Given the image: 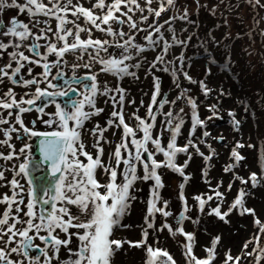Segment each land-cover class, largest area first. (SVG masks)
Listing matches in <instances>:
<instances>
[{"label": "rangeland", "instance_id": "374dc122", "mask_svg": "<svg viewBox=\"0 0 264 264\" xmlns=\"http://www.w3.org/2000/svg\"><path fill=\"white\" fill-rule=\"evenodd\" d=\"M19 2L24 3L25 0H19ZM40 2L49 8L53 6V0H40ZM59 2L66 3V0H59ZM111 2L112 0H105L106 4ZM72 3L85 8H94L96 0H72ZM161 4H164L168 10L160 17H156L150 9H158ZM94 10L98 15L106 11ZM124 12L127 16L122 15ZM58 14L67 15L69 21L74 20L81 27L91 29L90 33H80L82 40L91 38L109 41L108 51L101 52V57L120 58L122 54H130L132 60L126 63H139L140 67L130 69L136 73L135 77L121 78L110 73H103L100 71L102 65L91 59L96 50L90 47L87 52L67 53L63 58L66 63L51 68V73L62 72L64 76L71 78L69 81H72L73 77L80 78L96 74L101 88L107 86L109 89H123L125 99L122 110L125 118L136 130L135 138L141 141L143 132L142 129L136 128L139 121L135 119V116L148 119L147 106L151 103L155 91L154 80L159 77L160 95L157 99L172 103H166L163 108L155 109L157 120L151 129L153 138L160 139L161 145L166 147L172 137V125L166 121L171 119L172 124H175L182 119L184 123L176 136L177 146H184L191 141L199 148V152L204 153V156H211L210 160H206L196 151V148L189 147L187 153H178L174 160L177 166H183L185 161H188L187 167H184V176L173 168L162 166L157 169L163 186L155 189L159 197L155 203L158 208L169 212L168 216H164L162 211L149 212L154 199L155 181L137 179L134 182L130 190V195L134 199L129 201V210L121 217L120 225L113 229L111 237L124 243L115 252L110 264H150V262L166 264L165 257L162 255L153 257L148 252V247L168 252L175 264H195L192 257L205 259L209 249H213L214 253L212 264H225L228 254L233 257H242L241 264H258V261L259 264H264V230H262L264 229V0H260L259 6L255 4V0H173L171 6L167 5L165 0H152L151 4H148L147 0H136L135 4H122L121 11L116 13L124 21L122 24L117 21L111 22L114 32L125 33L123 37L100 31L89 24L84 17H74L71 12L67 14L58 12ZM12 17H16L23 24H28L31 35L21 40L19 37L0 34V43L9 45L7 49H0V64L11 63V54L14 53L12 49L18 48L14 45L33 44L39 45L37 49H46L49 44L55 43L58 47H62L64 41L57 39L59 21L55 16H44L42 13L32 16L27 12L19 13L15 7H5L0 10V22L5 27L8 26ZM133 23L136 25L135 28L132 27ZM156 26H161V34L172 46L165 55V63H158L153 69L151 66L155 57L161 55L163 45L158 43L155 47H151L146 37ZM66 27L76 30L72 23L67 24ZM3 31L4 29H0V33ZM173 35L176 41H183V44L173 43ZM36 36L43 38L37 40ZM30 38L33 39L32 42H29ZM129 38L132 43L146 50L138 53L136 49L130 47L128 53H123L116 44H122ZM153 38L158 39L154 33ZM67 40L69 43L75 42L72 36H69ZM25 53L36 58L29 52ZM70 56L75 60H71ZM57 59L59 58L55 57L50 64ZM46 61L48 63L50 60ZM44 64L45 61L41 60L40 65ZM71 64H89L91 67L73 69ZM40 68L38 66L36 70ZM164 68H167V71L163 70ZM40 72L44 73V69L39 71V75ZM55 74L52 75L51 82L56 80ZM80 86L82 88V85ZM116 95L117 93L112 91L107 96L97 97V107L103 108L104 111L90 118L100 119V121L98 119L99 123L95 120L90 123L91 129L90 119L85 121L81 137L86 146L85 150L95 158L99 154V148L93 145L97 144L99 138L89 133L97 125L107 129L103 133V139H99V147L104 149L100 159L109 166H112L115 148L121 144L122 139H125L122 126H109L103 121L106 118L107 121L115 119L110 113L120 110V103L113 100ZM73 98L77 99V96ZM61 99L62 97H55L56 101ZM189 99L196 102L195 109L192 108ZM68 110L74 111L70 106ZM165 112H171L172 116L163 115ZM194 112L205 122L204 125L197 126L195 132L192 131ZM209 117L212 118L209 119ZM27 119L29 118L26 116L25 120ZM236 121L239 122L238 125ZM205 131L210 133L208 137L203 136ZM0 139L6 138L0 134ZM131 139L132 137H127L125 142H128L130 147L128 150L134 154L135 145L130 143ZM9 144L12 147L0 144V152L5 156L12 152L17 155L12 160L0 158V171L6 173L10 170L9 173H11V177L7 175V181H3L4 184L0 182L1 191L11 187L8 182L16 176L13 169H10L6 163H11L18 157L19 164H28V175L21 174L17 179L20 184H23L25 189L23 193L27 195V200L31 199L28 192L33 189L42 198H47L44 197L45 190L50 195L54 194L55 178L50 177L46 167L38 162L32 145L28 142L29 147L24 153H20L22 138L19 133H12ZM148 148L149 151H154L155 146L149 142ZM233 150L238 151L243 159L235 161L232 156ZM122 151L125 154L127 149ZM144 156L147 157V153H144ZM154 158L158 162L167 159L159 152L155 153ZM79 159L87 163L86 157L80 156ZM147 162L150 163V161ZM125 168L123 164L118 166L117 184L124 182ZM226 168L230 170L225 171ZM252 173H256L259 180V183L255 185L250 180ZM107 174L101 168H97L96 179L101 185L108 184ZM144 174L143 162H137V177H142ZM30 179L33 180L31 185L28 183ZM241 179L249 183H242ZM215 191L221 192L222 197L217 198ZM241 191L245 193L243 207L252 211L245 212L240 206L229 211ZM11 192L6 193L11 194ZM210 195L213 199L209 201L207 197ZM197 196L205 200L203 208L196 199ZM60 206L71 209L78 218L74 223H83L90 219L88 213L81 212L74 205H62L57 202V207ZM41 207L39 204L36 206L38 212ZM43 207L50 209V205ZM217 207L221 214L228 212L224 219L213 212V209ZM181 213L184 216L178 219ZM257 220L260 224L256 223ZM149 224L152 227H149ZM180 228L183 232L178 231ZM83 231L78 228L69 229V232L74 234L71 236V245L63 248L58 257L53 259L52 264H70L81 247L82 242L78 236ZM186 234H191L192 239L189 240ZM141 241H146V244L139 247L133 246ZM213 241H216L214 247ZM39 243L43 247V242L39 241ZM189 244H191V254L187 250ZM245 244L248 245L247 249L244 248ZM71 246H73V254L69 251ZM246 253L251 254L246 255ZM34 255L39 253L32 250L30 256ZM19 259L25 258L21 256Z\"/></svg>", "mask_w": 264, "mask_h": 264}, {"label": "snow or ice", "instance_id": "6c2138e0", "mask_svg": "<svg viewBox=\"0 0 264 264\" xmlns=\"http://www.w3.org/2000/svg\"><path fill=\"white\" fill-rule=\"evenodd\" d=\"M125 3L135 4L136 0H112L110 4H106L105 0H96L94 8H85L82 5H73L72 0H66V3H60L59 0H53V6L51 8L47 7L45 4L41 3L40 0H25L24 3H20L19 0H0V10L5 7L12 8L15 7L19 13H25L35 16L37 13H42L44 16L53 15L59 21L57 33V39L64 41L62 47H58L57 44L51 43L47 46V52L49 54L55 55L57 59L52 64L45 63L44 73L45 78L50 74V70L53 67H59L64 63L63 58L67 53H78L80 51L87 52L88 49L94 48L96 51L91 56L93 61H98L102 65L100 71L103 73H110L113 76H133L136 73L130 71L131 68H139V63L128 64L126 61L132 60L130 54H122L120 58H103L101 57V52L108 51L109 41L101 40H82L80 37L81 32H91L90 28H83L75 21H69L67 15H59V13H69L74 17H84L85 20L100 31H105L113 36L123 37L125 33L123 31L114 32L111 27L112 21H117L123 23L116 13L121 11V5ZM148 4L152 3V0H147ZM165 3L169 6L173 4V0H165ZM257 6L260 5V0H255ZM137 7H139L137 5ZM94 9L106 10L102 15L96 14ZM143 11V9H141ZM153 11L156 17H160L161 14L168 9L165 8L164 4H161L158 9H150ZM122 15L127 16L124 12ZM131 19V17H128ZM38 23V22H37ZM72 23L75 25V31L67 28L66 25ZM167 23V21L165 22ZM135 28V23L132 24ZM0 29L4 31L0 34L4 36L19 37L21 40L27 39L31 32L29 30L28 24L21 23L16 17H12L9 21L7 27L0 22ZM51 31V29H48ZM153 33L158 37V39L153 38ZM72 36L75 42L69 43L67 38ZM41 36H36V39H42ZM149 41L151 47H155L158 43H162L161 55L155 57V61L152 64L154 69L158 63H165V55L167 54L169 48L172 46L167 40L164 39L161 34V26H156L152 32L146 37ZM173 43L183 44V41H176L175 36L172 37ZM8 44L0 43V49H7ZM19 47V45H14ZM117 47L123 50V53H128L129 48H134L138 53L144 52L146 49L135 45L132 43L131 38L124 40L122 44L117 43ZM39 45H34L30 50L37 55ZM11 58L14 62L18 64L14 70L11 72L6 69H12V64L6 65L4 68H0V82L3 78L11 76V82L13 84L23 83L24 85H35L39 81L36 79L30 80H19L18 75L21 69L25 67L24 63L21 61H30V57L26 56L24 52H14L11 54ZM39 63V61H35ZM73 69L77 67L90 68L89 64L79 65L73 64ZM163 70L167 71V68ZM30 71V69H29ZM187 75V73H185ZM64 73H58L57 79L63 78ZM189 79H191L189 77ZM84 81H89V83H84ZM77 85H82V90L79 91L80 98L74 99L78 89L71 86L72 83ZM49 86L56 91L49 92L47 89H41L40 87L35 88V99L29 98L27 100L19 101L16 99L14 93L11 89L8 90L7 94H0V108L5 110L15 109V115L13 111H7V117H13L15 124L19 125V128L12 125L10 120L4 116H0V125H10L7 129H0V133L8 139H0V144H7L9 147V141L12 138V133L18 132L20 129L24 133H28L30 136H43L45 139L40 141V151L43 154L44 160L51 163V174L54 179V194L50 195L47 190L44 191V197L42 198L37 194L35 189L28 192L31 199L25 201L24 197L21 195L25 189L19 181L13 177L8 183L12 187L13 191L9 193H0V205L4 208L0 209V264H52L54 258L58 257L62 248H67L71 243V236L73 233L69 232L70 228H78L84 230L79 234L78 239L82 242L79 251L75 254V258L70 262V264H110L112 257L115 252L119 250L123 243L122 241L112 239L113 229L120 225V219L129 210V201L134 199L130 195V190L134 182L137 179L143 180H154V199L152 201L149 212H163L164 216L170 215L169 212L163 211L161 208L156 206L155 201L159 198L155 192V189L162 187L161 177L157 172L162 166L173 168L175 171L179 172L184 176V167H187L188 161H185L183 166H177L174 162L175 157L178 153H187L189 147L196 148V151L204 156V153L199 152V148L189 141L188 144L178 147L176 144V136L180 131L181 125L184 121L181 119L178 123L172 124L171 119L166 121V123L172 125V137L167 143L166 147L161 145V140L153 138L151 129L154 127V122L157 120V115L155 109L163 108L164 104L172 103L168 100L158 101L157 97L160 95V81L159 77L154 80V94L151 98V103L147 106V117L148 119H142L140 116H135V119L139 121L136 126L137 129H142L143 140L136 139V130L130 127L125 120V114L123 112V102L125 95L123 94V89H109L107 86L101 88L97 82L96 74H89L84 77L76 78L73 77V81H65L67 87L62 88L57 84H52L51 81L48 82ZM115 91L116 96L113 97L114 101L120 103V110H114L111 112V117L115 119H109L107 124L109 126H117L123 128L124 138L132 137L130 143L135 145V153L128 151L127 155H124L122 150H126L129 147L128 142L122 139L119 146L115 148L113 153V159L117 166L123 164L126 166L123 177L124 182L122 184H117L118 173L115 168L109 165H105L100 159L103 155L104 149L99 147V139H103V133L107 129L100 128L98 125L96 128L91 130V134L98 136L97 144L93 147L99 148V154L94 158L88 151L85 150L86 146L82 140V130H84V123L88 121L92 116H98L104 111L103 108L97 107L96 101L98 96H107L110 92ZM65 97L64 107L56 104L57 111L53 114L58 120H49L45 123L51 125L53 123H59L62 130L52 131V132H37L29 129L25 126L24 120L22 118L23 113L31 111V107H25L27 104L29 106H35L36 100L41 97ZM107 102V101H105ZM50 103H55L54 100ZM130 103H135L130 101ZM143 103V102H141ZM189 103L192 108H196V102L189 99ZM70 106L74 111L66 110ZM214 107V106H213ZM87 109V110H86ZM37 111L43 112V107L37 108ZM181 111H183L181 109ZM163 115L171 117V112H165ZM215 115V112H213ZM212 117H209L211 119ZM69 121L74 122L73 126L69 125ZM118 122V123H117ZM204 121L201 120L195 112L193 113V128L192 131L195 132L197 126L204 125ZM238 125L239 122L236 121ZM210 133L207 131L203 132L204 137H208ZM19 138V137H17ZM149 142L155 146L154 151H149ZM29 145L25 144L23 148L19 149L20 153H24ZM243 147V145H239ZM142 150V151H141ZM162 153L167 159L166 161L158 162L154 157L155 153ZM147 153V157L144 156ZM17 153L12 152L7 156L0 152V158L5 160H12ZM84 156L87 159V163L80 160L79 157ZM232 156L235 161H240L243 157L236 150H233ZM191 157L189 156V159ZM206 160H210L211 156H204ZM147 161H150L148 163ZM137 162H143V169L145 174L142 177H137ZM101 168L104 172L110 174V182L107 185H101V183L96 179V170ZM18 172L16 176L21 174L28 175V164L21 163L18 165ZM230 168H226L225 171H229ZM187 177H185L186 179ZM5 172L0 171V181L5 180ZM251 182L255 185L259 183L256 173H252L250 177ZM242 183H249L247 180L241 179ZM29 185L33 183V180L28 181ZM183 188V184H181ZM231 188V185H229ZM17 189L19 191H17ZM101 189H106L102 191ZM245 193L240 192L239 197L235 200L231 209L240 206L245 212H251L252 210L243 207V197ZM215 196L217 198L222 197V193L215 191ZM196 199L200 202L201 208L204 207L205 200L199 196ZM213 196H208L207 200H212ZM110 201V202H109ZM57 202L62 205H74L83 213H88L90 219L83 223H74L78 218L72 213L71 209L67 206L57 207ZM41 205V210L38 212L36 209L37 205ZM24 205V207H21ZM50 205V209L43 207ZM213 212L224 219L228 212L221 214L220 209L217 207L213 209ZM66 218V219H65ZM260 224V221H256ZM149 227H152L149 224ZM66 234L67 238H61L57 232ZM264 230V229H262ZM178 231L183 232L180 228ZM44 234H41V233ZM188 239L191 240V234H186ZM147 236V232H145ZM36 240L43 242V247L40 244L35 243ZM216 241H213V247ZM146 244V241L138 242L133 246H142ZM244 248L247 249L248 245L245 244ZM35 250L39 255L30 256V252ZM148 252L153 256L157 257L162 255L166 258V264H175V261L171 255L161 250H153L148 247ZM188 253L191 254V244L187 245ZM71 251V250H69ZM251 253H246L250 255ZM24 257V260L19 259V257ZM43 258V259H42ZM195 264H212L214 259L213 249H209V254L205 259H197L192 257ZM242 257H233L228 254L225 260V264H241ZM152 264V262H150ZM259 264V261H258Z\"/></svg>", "mask_w": 264, "mask_h": 264}, {"label": "flooded vegetation", "instance_id": "af4514ba", "mask_svg": "<svg viewBox=\"0 0 264 264\" xmlns=\"http://www.w3.org/2000/svg\"><path fill=\"white\" fill-rule=\"evenodd\" d=\"M32 41H33V39L30 38L29 42H32ZM21 44H23V43L21 42ZM31 46H34V45L30 44V45L26 46V44L25 45L23 44L22 46L19 45V47L16 48V49H12L13 52H16V53L24 52V54L26 56H29L30 54L27 55L25 52H29V53L33 54L36 57V58H34V57H32L30 55L29 56L30 57V61H27V62L23 61L25 67L21 69V72L18 75L17 79H19V80L36 79L37 81H39V83L35 84V85H27V86L24 85L23 83L13 84L11 82V80H12L11 76H9L7 78H3L2 82H0L1 83L0 84V94H5L6 95L8 90L11 89L12 92L14 93L16 99L18 100V102L19 101H23V100H27L29 98L35 99V95H36L35 94V88L36 87H40L41 89H47L49 92L57 90V89L51 88L49 86V83H48L51 80L52 75L55 74V73L52 72L53 73L52 74L51 70H50V74L47 76V78H45V76L43 75V72H40V75H39V71L44 69V67L40 65V61L42 60V61H45V63H47L46 60L49 59L50 61L48 63L50 64L51 61L56 56L52 55V54H48L47 53V48L46 49H37V52L40 53V55H37L36 53H34V52H32L30 50L32 48ZM41 54H42V56H41ZM35 61H39V63H35ZM10 62L11 63H9V64H12V69H6L9 72L14 70L15 67L18 66V64L16 62H14L13 60H10ZM6 65H8V64H0V68H4ZM38 66H40L41 68L39 70H36V68H38ZM64 67H67V66H64ZM53 68H55V67H53ZM29 69H30V71H29ZM56 77H57V74H55V79L56 80L54 82H51V83L52 84H57V85L61 86L62 88H64L66 86L65 81L66 80L69 81V79H71L68 76H63V78H60V79H57ZM72 81H69V82H72ZM71 85H73L74 87H76L78 89L76 96H77V98H80L79 91L82 89L81 86L77 85V84H74V82ZM10 86H11V88H9ZM6 89H7V91H6ZM65 99H66L65 97H62V99L60 101H56L55 97L45 96V97H41L40 99L36 100V105L35 106H29V105L25 104L24 105L25 107H31V109H32L31 111L25 112L26 114L25 113L21 114L22 118L25 117L26 115H28L29 119L25 120V118H23L25 126L28 127V128H29V126H31V128H29V129H31L33 131H37V132H52V131L62 130L58 126L59 123L58 124L57 123H53V124L49 125V124L45 123V121L54 120V119L58 120V118L53 116V114L57 111L56 104H59V105H61V107H64L65 106L64 105ZM52 100H54L55 103H50V101H52ZM39 107H43V112L37 111V108H39ZM68 108L66 110H68ZM7 111H13L14 115H15V112H16L15 109L5 110V109L0 108V116H4L5 118L9 119L12 125H15V127L19 128V125L15 124L14 116L13 117H9V118L7 116H5ZM69 125L73 126L74 124H73L72 121H69ZM9 126L10 125H0V129H7ZM14 133H19V135L21 136V138H22V144H21L22 148L25 146V144L28 145V142H29V144L32 145L33 153L35 152L36 140L40 136H30L29 134L26 135V133H24L22 129H20L18 132H14ZM0 134H1L2 137H5V136H3L2 133H0ZM33 137H34V139L32 140ZM5 138L7 139V137H5ZM29 138H30V140H29Z\"/></svg>", "mask_w": 264, "mask_h": 264}, {"label": "bare ground", "instance_id": "6f19581e", "mask_svg": "<svg viewBox=\"0 0 264 264\" xmlns=\"http://www.w3.org/2000/svg\"><path fill=\"white\" fill-rule=\"evenodd\" d=\"M57 28V27H56ZM44 30V29H43ZM53 31V30H52ZM56 31V30H55ZM50 34V33H49ZM47 35V34H46ZM50 37V36H49ZM75 56V55H74ZM69 57V56H68ZM68 57H66V58H68ZM72 59L71 60H75L72 56H70ZM69 59V58H68ZM67 62H68V60H66ZM66 62L64 61V63H63V65L65 64ZM74 63V62H73ZM15 64V63H14ZM72 65V64H71ZM37 73V72H36ZM7 83V82H6ZM1 84V83H0ZM9 86V85H8ZM18 86V85H17ZM2 88V87H1ZM9 88H11V86L9 87ZM19 88V87H18ZM6 91H7V89H6ZM24 99V98H23ZM31 113V112H30ZM26 114V113H25ZM111 114V113H110ZM6 116V115H5ZM27 117H28V115H26ZM25 116V117H26ZM39 116V115H38ZM25 117H23V118H25ZM37 117V116H36ZM49 117V116H48ZM96 117V116H95ZM107 117V116H106ZM9 118V117H8ZM111 118V117H110ZM33 119V118H32ZM99 119V118H98ZM98 119H94L97 123H99V121H100V119H99V121H98ZM102 119H104L103 117H102ZM34 120V119H33ZM39 120V119H38ZM94 120H92V119H90V121H89V124L92 122H94ZM125 120H126V122L129 124V126L130 127H132V124H131V122L128 120V119H126L125 118ZM105 123L107 122V118H106V120H103ZM90 126H91V124H90ZM92 128V126L90 127V129ZM120 132H121V130L119 129V128H117ZM90 131V130H89ZM119 132V133H120ZM122 133V132H121ZM89 134H91V131H90V133ZM123 134V136H124V133H122ZM92 135V134H91ZM94 136V135H93ZM92 137V136H91ZM121 138V137H120ZM131 138V137H130ZM90 140H92V138H90ZM117 140V139H116ZM89 141V140H88ZM94 141V140H93ZM92 142V141H91ZM88 144V143H87ZM86 144V145H87ZM92 146V145H91ZM88 147V146H87ZM129 149H130V147H129ZM129 150L127 149V151H126V153L124 154V155H126L127 154V152H128ZM124 152V151H123ZM18 158V157H17ZM17 158H15V160H13L11 163H6V165L8 166V167H10V169H13V172L16 174V172H18V165H19V160L17 159ZM112 159V158H111ZM14 162V163H13ZM112 166V168H115V170L116 171H118L117 169H118V166L114 163V160H113V162H112V164H111ZM10 172V170H8L5 174H6V179L5 180H3V181H7V175H9V177H11V173H9ZM108 176H107V183H109L110 182V174L108 173L107 174ZM14 176V175H13ZM15 178L16 179H19L20 177L19 176H15ZM22 179V178H21ZM3 181H0V182H3ZM3 184H4V182H3ZM104 184H105V182H104ZM9 185V184H8ZM21 185H23V184H21ZM2 186V184H0V187ZM6 187V186H5ZM27 187V186H26ZM11 189H12V187H8V188H6L3 192L1 191V189H0V193H6V192H8V191H10L11 192ZM13 190V189H12ZM23 197H24V199H25V201L27 200V195L25 194V193H22L21 194ZM21 207H24V205H21ZM4 208V206L3 205H0V209H3ZM57 232H58V234L60 235V237L61 238H67V236H66V234L65 233H63V232H60V230H58L57 229ZM35 243H38V244H40L39 243V240H36L35 241ZM70 245H71V243H70ZM63 249V248H62ZM61 249V250H62ZM72 249H73V246H71V251H70V254H73L74 253V251H72ZM66 262V261H65ZM61 263V262H60Z\"/></svg>", "mask_w": 264, "mask_h": 264}, {"label": "water", "instance_id": "95a60500", "mask_svg": "<svg viewBox=\"0 0 264 264\" xmlns=\"http://www.w3.org/2000/svg\"><path fill=\"white\" fill-rule=\"evenodd\" d=\"M45 139V137L43 136H40L39 138H37L36 140V148H35V154L37 155V159H38V162L43 165L44 167H46V171L48 173V175L50 177H53L52 174H51V163L49 161H46L44 160V157H43V154L42 152L40 151V141ZM183 213L179 214L178 216V219H181L183 217Z\"/></svg>", "mask_w": 264, "mask_h": 264}]
</instances>
